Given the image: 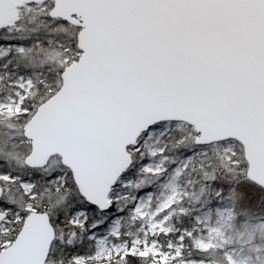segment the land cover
Masks as SVG:
<instances>
[{
    "label": "snow or ice",
    "instance_id": "obj_1",
    "mask_svg": "<svg viewBox=\"0 0 264 264\" xmlns=\"http://www.w3.org/2000/svg\"><path fill=\"white\" fill-rule=\"evenodd\" d=\"M0 264H264V0H0Z\"/></svg>",
    "mask_w": 264,
    "mask_h": 264
}]
</instances>
